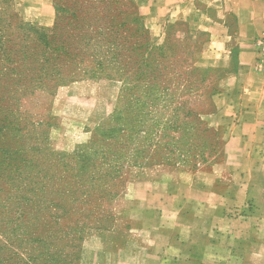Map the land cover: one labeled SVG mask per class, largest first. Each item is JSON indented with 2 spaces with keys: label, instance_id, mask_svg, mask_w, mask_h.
Segmentation results:
<instances>
[{
  "label": "rangeland",
  "instance_id": "obj_1",
  "mask_svg": "<svg viewBox=\"0 0 264 264\" xmlns=\"http://www.w3.org/2000/svg\"><path fill=\"white\" fill-rule=\"evenodd\" d=\"M58 2L87 7L85 0ZM144 21L150 41L163 47L164 35ZM54 24L26 17L22 0H0V54L1 37L30 47ZM187 27L177 25L167 58L146 72L107 62L105 74L85 56L69 67L73 80H35V62L23 79H0V264H264V223L247 208L228 161L227 130L204 134L216 146L204 161L117 170L77 155L120 93H171V101L187 100V109L205 108L218 76L191 73L195 41Z\"/></svg>",
  "mask_w": 264,
  "mask_h": 264
},
{
  "label": "trees",
  "instance_id": "obj_2",
  "mask_svg": "<svg viewBox=\"0 0 264 264\" xmlns=\"http://www.w3.org/2000/svg\"><path fill=\"white\" fill-rule=\"evenodd\" d=\"M101 2L104 6L99 14V10L95 11L96 0H85L87 7L82 4L79 8L77 2L62 4L53 0L55 24L45 30L51 35L39 34L34 46L26 47L10 37H1L5 39V47L0 54V79H23L24 68H30L34 62L36 67L33 68L38 74L35 80L42 81L44 77L64 80L71 76L68 79H75L74 70L69 72V67H78L85 56L105 74L107 62L116 65L119 71L139 64L146 72L152 69L153 63L167 58L164 48L176 39L177 25L183 24L171 25L164 46L157 47L148 37L150 32L145 29L144 17L135 0ZM186 32L192 34L189 28ZM200 36H189L195 41L194 56L189 64L191 73L198 70L193 61L199 51L196 41ZM91 45H94V53L87 55V46ZM81 46H85L84 50ZM19 83L21 81L14 82ZM215 94L205 95V108L195 111L187 109V100L181 97L171 101V93H120L111 115L92 134L91 140L78 148L77 155L86 163L95 158L104 163L113 162L111 168L117 170L126 164L151 166L177 165L190 159L204 161L206 153L209 156L216 153L214 142L209 143L203 137L210 132L217 133L206 122L215 112ZM171 103L175 107L171 108Z\"/></svg>",
  "mask_w": 264,
  "mask_h": 264
},
{
  "label": "crops",
  "instance_id": "obj_3",
  "mask_svg": "<svg viewBox=\"0 0 264 264\" xmlns=\"http://www.w3.org/2000/svg\"><path fill=\"white\" fill-rule=\"evenodd\" d=\"M22 1L26 17L45 26L54 23L53 0ZM135 1L153 35L166 37L171 25L183 24L196 37H204L193 65L218 76L215 112L207 120L212 128L228 131V161L235 165L247 208L264 223V71L258 67L256 50L257 40L264 37V3Z\"/></svg>",
  "mask_w": 264,
  "mask_h": 264
},
{
  "label": "built area",
  "instance_id": "obj_4",
  "mask_svg": "<svg viewBox=\"0 0 264 264\" xmlns=\"http://www.w3.org/2000/svg\"><path fill=\"white\" fill-rule=\"evenodd\" d=\"M255 3H264V0H252ZM256 50L258 53V67L264 71V37L259 38L256 42Z\"/></svg>",
  "mask_w": 264,
  "mask_h": 264
}]
</instances>
